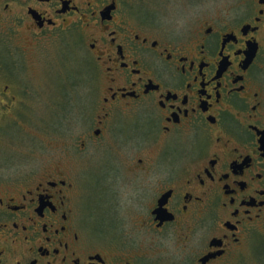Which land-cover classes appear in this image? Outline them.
Returning a JSON list of instances; mask_svg holds the SVG:
<instances>
[{
  "label": "flooded vegetation",
  "instance_id": "obj_1",
  "mask_svg": "<svg viewBox=\"0 0 264 264\" xmlns=\"http://www.w3.org/2000/svg\"><path fill=\"white\" fill-rule=\"evenodd\" d=\"M47 42L83 124L52 167L0 156V264H235L264 228V0H0V135Z\"/></svg>",
  "mask_w": 264,
  "mask_h": 264
},
{
  "label": "rangeland",
  "instance_id": "obj_2",
  "mask_svg": "<svg viewBox=\"0 0 264 264\" xmlns=\"http://www.w3.org/2000/svg\"><path fill=\"white\" fill-rule=\"evenodd\" d=\"M23 38L26 41L24 45H27L30 39L27 36ZM36 49L25 54L27 68L23 81L29 87V93L26 94L22 114H15L4 133L0 135V156L12 155V163L8 164L13 167L21 157L24 159L21 164L30 167L43 165L49 168L54 165L53 138L58 133H78L83 124L79 105L85 96L84 84L91 85L89 76L83 74L85 67L81 65L82 68H79L72 59L71 62L67 61L68 65L65 66L63 56L54 55L48 42L38 51V54L43 56L40 61L34 57ZM57 66L60 67V73L57 72ZM61 77L68 80L67 86L72 81L76 83L74 98L68 105H65L60 97L69 93L57 88ZM235 264H264V228L251 238Z\"/></svg>",
  "mask_w": 264,
  "mask_h": 264
}]
</instances>
